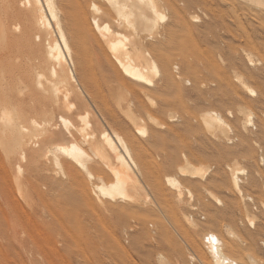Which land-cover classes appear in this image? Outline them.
I'll return each mask as SVG.
<instances>
[{
	"label": "bare ground",
	"instance_id": "1",
	"mask_svg": "<svg viewBox=\"0 0 264 264\" xmlns=\"http://www.w3.org/2000/svg\"><path fill=\"white\" fill-rule=\"evenodd\" d=\"M221 1L0 0L2 263L101 264V249L125 253L129 237L183 257L166 222L195 264H241L242 243L254 250L256 233H238V196L254 201L238 157L262 196L254 147L264 149V0ZM190 137L219 164L207 184L192 179L210 166L186 155L154 160V145L191 149ZM225 190L223 202L214 191ZM186 205L203 209L208 225L182 213ZM158 263L171 264L165 254Z\"/></svg>",
	"mask_w": 264,
	"mask_h": 264
},
{
	"label": "rangeland",
	"instance_id": "2",
	"mask_svg": "<svg viewBox=\"0 0 264 264\" xmlns=\"http://www.w3.org/2000/svg\"><path fill=\"white\" fill-rule=\"evenodd\" d=\"M208 1H212V0H208ZM218 3L220 4V6L222 7L224 6V3L221 0H218ZM181 5H183V3H181ZM188 11L189 13L200 16L203 23L209 20L207 19L208 17H206L205 14L202 13V11L197 10L194 7L190 6L188 8ZM244 22H247V20L245 19ZM221 32H222V35H224V31L221 30ZM220 46H222L223 48H226L225 43H220ZM238 54H239L238 56H240V54L242 55L243 53L238 52ZM217 58L219 62L222 64V66H224L228 72L233 73L234 71L233 67H230L228 64L224 65L222 63L223 61H222L221 56L218 55ZM258 58L261 59V56H259ZM254 68L260 69L262 68V65H257ZM186 87L190 88L191 85H189L186 82ZM211 106L212 105L209 102H206L204 104V107L206 109L210 108ZM221 110H222L221 113L225 117H227V120L231 124V126L238 125L239 127L240 125L239 123H241L242 120H238L237 116L230 117L227 115L225 110L223 109ZM188 141L192 142L191 149L184 147L185 144L181 141H174V142L170 141L169 145H164L160 143L154 145L153 148L151 149L153 156H154V160H156V162L158 160L157 163H163V161L167 159L171 153H176L179 155V157H183L184 155H186L190 158L191 164L194 167H198L201 165L210 166V173L206 177L192 179L194 183L196 184H207L210 177L219 170V164L216 161L211 159L212 154H211L210 149L203 150L199 147V145L196 143L195 137H190ZM254 149H255L254 153L260 164V169L255 170L254 175L260 181L261 189L263 191L262 196H260L261 194H257L253 192L252 190H250L248 188V185L246 184L247 183L246 179L248 175H250V173L252 172L250 161L247 158L238 157V163L242 166L243 169L246 170V174L240 176V178L245 181L243 186L245 187V191L254 197V201L252 203L250 201L244 202L238 196V203L240 204V207L236 214V217L238 219V230L240 229L238 233L251 230L252 232H255L257 235L256 241L254 243V250H245L247 248V244L242 243L241 246L243 248L245 246L246 248H244V250L242 251L240 258L244 260L246 263H243L244 262L243 261V262H240L241 264H250L251 261L249 257H253V256L257 259V260L255 259L257 261V264L258 263L264 264V210L260 206V202L264 201V149L259 148L258 146H255ZM196 154H199V156H201L204 160L195 159L194 156ZM227 167L228 165L226 164L224 168L227 169ZM214 193L217 197L223 200V202H226L227 200H230L232 198V194L229 190H225L223 192L214 191ZM208 200L211 201L209 199V196H207V201ZM187 201L188 199L186 197L185 202ZM190 206H195L198 208L197 197L195 198V201H192ZM217 207L222 208L221 205H217ZM182 213L187 214L190 217L192 216L194 218V221L201 224L202 226L208 225L209 215L201 208L195 211L186 205V207L183 208ZM248 213H250L251 216L256 217L255 228H251L248 224V220L246 218ZM166 224L169 227L171 234L173 236L171 243L181 245V249L184 253L183 257H181L180 253H177V252L169 254L168 249L164 248L161 242H158L157 240L153 238H152L153 240L146 239L144 241H140L137 244H132L130 237H129L128 239H123L124 247L126 251L125 253L120 254L116 252H110V251L108 252L105 249H101L98 253L101 255L103 262L105 264H159L158 255H161V254H165V256L168 258L171 264H195L194 261L189 259V254H192L193 256H195L194 251L191 249V246H189L190 243L188 241L182 240V237L180 236L179 232L175 230L172 223L166 222ZM156 231H157L156 225L154 226L149 225V232L151 233L152 236H156V234L158 233V232L155 233ZM211 254H210V257L212 258ZM38 258L40 257L38 256ZM240 258L238 259V261L240 260ZM246 259L249 263L246 261ZM2 262L0 261V264H4ZM103 262L101 264H103Z\"/></svg>",
	"mask_w": 264,
	"mask_h": 264
}]
</instances>
